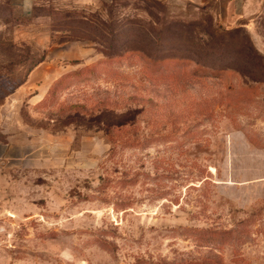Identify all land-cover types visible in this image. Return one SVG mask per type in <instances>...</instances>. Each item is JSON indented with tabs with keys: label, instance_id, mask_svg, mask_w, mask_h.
Masks as SVG:
<instances>
[{
	"label": "rangeland",
	"instance_id": "rangeland-1",
	"mask_svg": "<svg viewBox=\"0 0 264 264\" xmlns=\"http://www.w3.org/2000/svg\"><path fill=\"white\" fill-rule=\"evenodd\" d=\"M157 1L240 30L234 48L206 68L125 54ZM252 4L239 26L214 2L38 0L23 15L0 0V264H264V0ZM82 17L113 38L65 42ZM52 62L53 79L28 82ZM102 110L125 124L90 123Z\"/></svg>",
	"mask_w": 264,
	"mask_h": 264
},
{
	"label": "trees",
	"instance_id": "trees-1",
	"mask_svg": "<svg viewBox=\"0 0 264 264\" xmlns=\"http://www.w3.org/2000/svg\"><path fill=\"white\" fill-rule=\"evenodd\" d=\"M152 8L157 12L154 13L146 10L150 22H147L143 27H135L130 33L126 32L122 35L124 45L126 46L124 50L125 54L141 53L155 62L168 59L178 62L193 61L201 68H206L208 67L206 59L209 56L216 54V56L221 57L224 55V51L234 48L231 46V43L237 37L240 30L223 29L217 23L216 18L214 19L213 16L208 17L204 14L202 11L204 9L195 8L197 10L189 16L190 20L186 22L183 18H180L183 16H171V13L168 12L161 1L154 2ZM130 27L132 28V26ZM66 29L65 32L69 34H66L68 40H65V42L70 40L86 41L90 39L95 44L105 46L107 40L113 38L108 37L113 35L111 26L105 21H99V19L98 21H94L87 17H82L75 28H72L70 25ZM132 43L133 45L128 47ZM164 44L170 45L165 50V53H163L164 51L161 48H158ZM143 46L150 49L149 52L152 51V55L148 54ZM106 56L110 57L107 54ZM260 67V63H256L253 69V71H256L255 75H258ZM239 72L243 71L239 70ZM111 115H113L111 111L102 110L99 111L98 115L92 116L89 122L93 125L103 124L105 127L122 126L125 124V122H119L118 124L111 123ZM73 117L78 118L79 115L76 114ZM205 261L191 264H218L215 261Z\"/></svg>",
	"mask_w": 264,
	"mask_h": 264
},
{
	"label": "crops",
	"instance_id": "crops-1",
	"mask_svg": "<svg viewBox=\"0 0 264 264\" xmlns=\"http://www.w3.org/2000/svg\"><path fill=\"white\" fill-rule=\"evenodd\" d=\"M13 7H15L17 10H19L23 15H28L31 10L34 8V6L37 4L38 0H9ZM94 1V0H91ZM191 3L197 4L199 6H205L209 4L210 2H214V4L219 5V7H216L217 10L224 12V13H219L220 15V22L223 25H228L229 24V19H228V11L231 9L234 11V16H235V21L239 22V26H246L247 24L244 23L247 20H251L252 18V11L254 7L252 4V0H187ZM241 20L243 23H240ZM79 51V57L78 58H83V57H89L91 55V50H86L81 48L78 50ZM52 70L49 73H41L40 78L37 79V76L39 75L38 70H35L31 73V75L28 78V82H30L31 77H35L36 80H40L42 82H47L48 78L53 79V71H54V63L52 62ZM45 78V79H44ZM39 81V82H40Z\"/></svg>",
	"mask_w": 264,
	"mask_h": 264
}]
</instances>
